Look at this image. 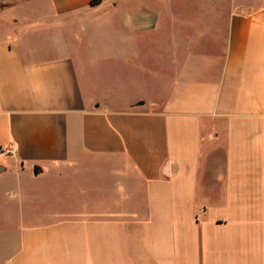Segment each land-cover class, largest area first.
Masks as SVG:
<instances>
[{"label": "crops", "instance_id": "obj_1", "mask_svg": "<svg viewBox=\"0 0 264 264\" xmlns=\"http://www.w3.org/2000/svg\"><path fill=\"white\" fill-rule=\"evenodd\" d=\"M0 168V264H264V0H0Z\"/></svg>", "mask_w": 264, "mask_h": 264}, {"label": "rangeland", "instance_id": "obj_2", "mask_svg": "<svg viewBox=\"0 0 264 264\" xmlns=\"http://www.w3.org/2000/svg\"><path fill=\"white\" fill-rule=\"evenodd\" d=\"M35 43H38L37 45H39V44H42V43H44L43 41H35ZM43 45V44H42Z\"/></svg>", "mask_w": 264, "mask_h": 264}, {"label": "trees", "instance_id": "obj_3", "mask_svg": "<svg viewBox=\"0 0 264 264\" xmlns=\"http://www.w3.org/2000/svg\"><path fill=\"white\" fill-rule=\"evenodd\" d=\"M99 0H92V4L98 3Z\"/></svg>", "mask_w": 264, "mask_h": 264}, {"label": "water", "instance_id": "obj_4", "mask_svg": "<svg viewBox=\"0 0 264 264\" xmlns=\"http://www.w3.org/2000/svg\"><path fill=\"white\" fill-rule=\"evenodd\" d=\"M0 170H1V168H0Z\"/></svg>", "mask_w": 264, "mask_h": 264}]
</instances>
